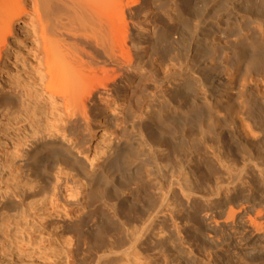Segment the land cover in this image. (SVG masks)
<instances>
[{
  "label": "bare ground",
  "instance_id": "6f19581e",
  "mask_svg": "<svg viewBox=\"0 0 264 264\" xmlns=\"http://www.w3.org/2000/svg\"><path fill=\"white\" fill-rule=\"evenodd\" d=\"M140 3L0 0V56L5 32L31 16L38 26L35 74L41 82L39 90L28 80L0 91V109L11 106L0 112L8 118L1 125L12 130L0 136V165L8 173L0 172V233L6 239L18 222L29 231L59 217L64 227L81 232L74 249L94 264H146L139 248L161 223L170 189L179 187L188 199L200 195L188 175L208 178L217 163L232 181L250 164L264 174V0H151L144 20L136 22ZM150 23L159 29L145 31ZM170 25L178 27L180 44L166 59L159 42ZM216 34L223 40L215 42ZM102 108L113 111L114 132L103 157L89 163L94 125L106 124L97 121ZM130 123L149 153L140 156L135 134L136 140L120 141L130 136ZM12 137V150L5 152L4 140ZM230 153H242L243 168L231 170ZM136 159L157 176L172 171L170 189L132 171ZM39 184L53 189L49 215L11 213L21 192L35 195Z\"/></svg>",
  "mask_w": 264,
  "mask_h": 264
},
{
  "label": "rangeland",
  "instance_id": "374dc122",
  "mask_svg": "<svg viewBox=\"0 0 264 264\" xmlns=\"http://www.w3.org/2000/svg\"><path fill=\"white\" fill-rule=\"evenodd\" d=\"M180 1L183 0H178ZM150 2L151 0H141V3L134 7V21L144 20L143 8ZM37 27L35 20L27 16L15 22L12 32H5L8 37L0 56V91L26 84L28 80L36 89L41 88V82L35 74L38 66L35 54ZM158 29L156 23H150L145 31L154 32ZM167 30L168 37L159 42L161 55L166 59L177 52L180 44L178 27L172 28L170 25ZM214 40L222 41L221 34H216ZM184 54L189 55L188 45L184 48ZM5 104L6 109H0L3 115L11 109L8 103ZM3 115L0 113V136L12 132L1 125L5 118ZM112 115L111 109L102 108L97 117V121L103 120L106 124L94 125L89 163L103 157L102 153L108 147L107 140L114 132L115 121ZM7 119L5 118V122ZM126 130L130 136H124L120 141L136 140L133 138L135 134L138 139L136 149L141 151L140 156L149 153V147H145V151L141 147L144 138L132 129V123ZM144 131L146 132V129ZM12 139L13 137L4 140L5 152L12 150L9 146ZM155 147L158 148L156 143ZM161 149L162 147L158 148L159 151ZM229 155L231 170L244 167L242 153ZM140 164V159L134 160L132 171L136 173V170H139L140 175L143 174L142 178L154 179L155 183L164 182L166 188L170 189L168 185L172 179V171L169 170L166 176L160 177L155 174V169L150 172L140 168ZM161 164L163 165L162 161ZM0 172L2 175H8L1 165ZM180 172L186 173L187 169L183 168ZM122 175L123 171H119L116 178H122ZM19 181V186L23 188L27 181L26 172L20 174ZM188 182L193 191L200 195L188 199L179 187L170 189V200L161 215V223L151 234L148 244L139 248L144 263L264 264V257H261L264 249V230H259L264 224V174L250 164L243 169L241 179L232 181L227 168L217 163L208 178L199 174L188 175ZM39 185L41 188L36 190L35 195L27 196L21 192L17 207L12 209L11 213L20 215L26 211H35L41 217L49 215L47 212L50 210L49 202L53 198V189L52 186ZM156 188L152 189L154 196L159 193ZM217 192L220 193L217 195ZM40 220L46 221L45 218ZM18 223L16 230L11 226V234L7 239L5 234L3 236L0 233V238H5L0 244V264H94L92 257L84 256L82 252L74 249V242L81 237V232L76 227H64L66 224L60 221L59 217L46 221L44 227L37 223L34 230L29 231L22 229L21 223Z\"/></svg>",
  "mask_w": 264,
  "mask_h": 264
}]
</instances>
